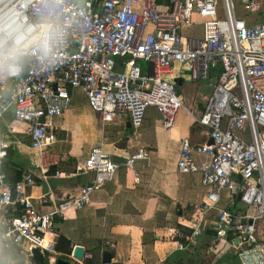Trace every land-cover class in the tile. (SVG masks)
Masks as SVG:
<instances>
[{
	"label": "built area",
	"instance_id": "built-area-1",
	"mask_svg": "<svg viewBox=\"0 0 264 264\" xmlns=\"http://www.w3.org/2000/svg\"><path fill=\"white\" fill-rule=\"evenodd\" d=\"M260 14L264 0H0V86L7 89L0 115L12 109L43 159L58 140L56 118L71 107L70 89L83 91L101 129L125 120L135 135L151 106L173 127L185 104L178 83L185 73L194 83L216 77L195 117L208 141L185 138L177 161L178 173L200 176L204 199L191 205L185 223L167 229V238L190 253L208 229L215 258L229 245L240 264H264V21L248 18ZM142 63L153 64L152 76ZM5 138L0 135V253L14 247L23 255L35 248L53 254L55 219L89 206L122 165L95 147L82 167L93 174L89 183L59 199L54 189L33 197L26 185L36 182L35 174L7 181ZM147 157L141 147L125 166L134 170ZM49 167L41 166L44 180Z\"/></svg>",
	"mask_w": 264,
	"mask_h": 264
},
{
	"label": "crops",
	"instance_id": "crops-1",
	"mask_svg": "<svg viewBox=\"0 0 264 264\" xmlns=\"http://www.w3.org/2000/svg\"><path fill=\"white\" fill-rule=\"evenodd\" d=\"M179 70L180 66H175L174 72ZM185 75L178 81L179 94L190 122L187 126L182 124L178 133L170 132L176 128L179 111L173 127L169 129L164 126L162 115L158 112V121L142 125L143 128L135 135L125 120L109 123L103 130L83 91L70 89L71 107L55 120L58 140L42 159L30 148L27 125L15 121L12 109L0 115V135L7 134L8 151L13 150V159L24 169L22 178L17 182L22 181L27 173L35 174L36 182L26 185V193L33 197L54 189L59 199L62 192H73L89 183L93 174L82 167L95 147L102 145L113 161L122 165L113 181L91 195L89 206L81 210L69 209L65 217L55 219L58 247L53 254L43 253L46 257L68 261L73 258L74 247L81 246L91 257H84V261H77V264H102L106 244L113 243V263L196 264L197 261L191 257L204 253L203 264H219L221 260L227 264H240L232 247L222 257L211 255L208 250L214 234L211 230L204 229L198 245L190 253L177 251L167 238V229L185 223L190 218L191 205L201 203L205 195L200 176L178 173L177 161L185 138L193 144L208 141L207 130L195 122V117L203 112L205 98L212 93L216 77L205 83L209 93H204L207 90H203V85H194L193 91L182 94ZM6 95L7 89L0 86V97ZM72 122L79 126L75 131L69 129ZM141 147L148 149L147 159L137 161L134 170L126 167L127 158ZM56 160L58 163L54 164ZM42 164L57 166L59 170L54 174L48 172L47 180H44L39 176ZM220 206L227 207L226 197ZM212 219L213 215L206 217L209 222ZM185 230L190 231V228L185 227ZM6 251H14L17 255L5 257L4 264H8L10 259L14 262L22 259L31 261L32 253L23 255L14 247L1 253Z\"/></svg>",
	"mask_w": 264,
	"mask_h": 264
},
{
	"label": "rangeland",
	"instance_id": "rangeland-1",
	"mask_svg": "<svg viewBox=\"0 0 264 264\" xmlns=\"http://www.w3.org/2000/svg\"><path fill=\"white\" fill-rule=\"evenodd\" d=\"M234 1L236 2L238 0H234ZM238 11L240 13H243L244 12L240 6L238 7ZM248 18H249V22L250 23H253V22H256L257 23V22H260L263 19V15L262 14H260V15H252V16H250ZM195 30H196V33H197L196 34V37L201 38L202 37V28L201 27H196ZM142 65H143V67H145L146 66V63H142ZM205 83H209V82L208 81L207 82L206 81L205 82H202L201 81V82L193 83L191 81L190 77H189V74L186 73V75H185V81H184V84H183V87H182V89H184V90H182V94H183V92L185 94H188V92L193 91L195 89L194 88L195 87L194 85H197V86L198 85H203V90H207V91H204V93L207 94V93L210 92V90H208L209 87ZM210 94H211V92L207 96H209ZM91 111L95 114V116L97 115L93 110H91ZM158 112H159V110L155 106L149 107L147 109L146 113H145L143 127L146 126V125H148V124L156 123L158 121ZM176 122H177L176 128L174 130H172L170 133H178V132H181L180 130H182L181 129L182 128V124L183 125H186V126L189 125L190 117H189V115H188V113H187V111H186V109L184 107H181L179 109L178 116H177V121ZM77 128H79V126H77L76 123L72 122V123L69 124V129L75 131ZM48 163H51V162H48ZM239 206L242 207L243 205L241 203H239ZM230 250H231V247L229 245L222 246L220 248V251H222V253H223L221 255V257L225 253L230 252ZM203 256H204V253H200L199 255H196L195 257L192 256L191 259L197 261L196 264H203V262H204ZM207 256H208V254H207ZM209 257H210L209 259L212 258L211 255H209ZM219 264H227V263L225 261H222L221 260V262Z\"/></svg>",
	"mask_w": 264,
	"mask_h": 264
},
{
	"label": "water",
	"instance_id": "water-1",
	"mask_svg": "<svg viewBox=\"0 0 264 264\" xmlns=\"http://www.w3.org/2000/svg\"><path fill=\"white\" fill-rule=\"evenodd\" d=\"M146 73L149 76H152L154 74V66L152 63L146 64ZM130 125L128 124V127ZM209 143H212V140H209ZM240 198V196H239ZM19 253H21L19 251ZM87 253L85 249L81 246H76L73 249V258L67 260H64L62 258H52V257H46L43 252H41L39 249L35 248L32 251L31 261L28 262L25 259H22L20 262H14L12 259L8 261V264H77V261H84V257H86ZM114 255L113 252L106 250L102 254V264H121V263H113Z\"/></svg>",
	"mask_w": 264,
	"mask_h": 264
},
{
	"label": "trees",
	"instance_id": "trees-1",
	"mask_svg": "<svg viewBox=\"0 0 264 264\" xmlns=\"http://www.w3.org/2000/svg\"><path fill=\"white\" fill-rule=\"evenodd\" d=\"M13 150H9L7 153V157L5 158L4 161V170L6 172L7 176V181L10 183H16L22 178V174L24 169L21 167V165L13 159ZM51 169H49V173L54 174L56 173L58 169L57 166H51ZM58 247V246H57ZM17 254L14 251H6L0 254V264L5 263V257H11V256H16Z\"/></svg>",
	"mask_w": 264,
	"mask_h": 264
}]
</instances>
